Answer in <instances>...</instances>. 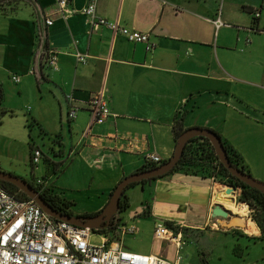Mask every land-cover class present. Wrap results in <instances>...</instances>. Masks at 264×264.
<instances>
[{"label":"crops","instance_id":"obj_1","mask_svg":"<svg viewBox=\"0 0 264 264\" xmlns=\"http://www.w3.org/2000/svg\"><path fill=\"white\" fill-rule=\"evenodd\" d=\"M88 3L70 0L72 12L64 16L56 13L57 0L0 4L1 106L6 112L0 126L5 118L13 127H0V168L52 189L57 184L95 189L101 202L94 209L75 212L73 205L71 210L74 215L101 213L117 184L150 161L148 156L172 157L174 125L182 121L185 128L219 132L243 156L249 172L264 181V0H98V17L149 33L151 49L105 26L93 29L83 12ZM47 18H53L51 25ZM48 50L58 56L56 67L46 63ZM80 54L86 62L78 61ZM14 75L20 76L18 82ZM101 90L112 114L98 123L88 100ZM72 103L80 109L70 119ZM22 124L30 131L28 156L18 147ZM36 147L43 151L38 163L32 161ZM139 184L150 187L154 201L135 209L129 203L106 234L128 250L167 259L176 245V258L168 260L177 264H192L182 255L183 232L230 227L233 218L214 209L219 204L233 213L229 204L238 205L241 196L238 187L231 196L223 188L229 184L201 171H174ZM158 202L183 209L182 217H167L183 236L180 244L159 242L148 229L157 221ZM125 224L137 231L123 232Z\"/></svg>","mask_w":264,"mask_h":264},{"label":"built area","instance_id":"obj_2","mask_svg":"<svg viewBox=\"0 0 264 264\" xmlns=\"http://www.w3.org/2000/svg\"><path fill=\"white\" fill-rule=\"evenodd\" d=\"M56 13L66 15L72 11L69 8L70 0H57ZM98 0H89L83 12L89 17L93 29L105 26L116 34H122L131 42H144L148 49L150 43L149 33L142 32L120 24L111 22L106 18L97 16ZM256 17L260 13L256 12ZM48 25L53 18H47ZM220 22V18L217 20ZM85 55H79L78 61L86 62ZM46 63L56 67L58 56L54 50H48ZM14 81L20 80L19 75L13 76ZM70 101L73 94H68ZM88 108L92 111L94 119L103 123L112 114L106 92L104 90L93 93L88 100ZM80 106L72 103L68 116L73 119ZM43 157L41 148L36 147L32 153V161L38 163ZM148 160L162 161L155 155L148 156ZM44 185L42 180L38 185ZM46 189V186L43 187ZM42 189V190H44ZM117 216L114 224H117ZM123 232L134 234L137 228L134 224L122 226ZM94 233L101 235L102 242L94 243ZM156 236L169 239L180 244L182 234H174L160 222L156 228ZM181 259V258H180ZM0 264H177L157 254H144L124 248L112 240L100 228L79 226L74 223L53 217L43 210L33 199L21 198L0 184Z\"/></svg>","mask_w":264,"mask_h":264},{"label":"rangeland","instance_id":"obj_3","mask_svg":"<svg viewBox=\"0 0 264 264\" xmlns=\"http://www.w3.org/2000/svg\"><path fill=\"white\" fill-rule=\"evenodd\" d=\"M7 1L12 0H0V4ZM3 119L2 126H0L3 128V130L9 131L11 128H13L9 123H7L10 121H6L5 118ZM17 133L21 139L23 138L18 147L25 156H28L30 151V131L28 129H24L22 124L17 128ZM32 135L37 138V131H32ZM44 143L48 145V141L46 139ZM200 164L201 166L192 167V169L213 175L216 182L221 184H229L223 188L229 190L231 196L236 193L235 190L231 188L232 186H236L232 183H229L225 177L220 175V165L216 160H214L212 163L203 162ZM29 170H31L30 166ZM29 179H32V176L29 175ZM70 185L71 184H57L53 188V191L61 193L62 196L67 199H73L75 201V212L94 209L101 202L99 191L95 189L85 191V188H83L82 191L79 190L82 187L76 188L77 190H74ZM38 186H40L41 189H44L42 184ZM45 186L48 188L49 185L46 184ZM126 193L129 196V203L132 209H135L144 201L145 203H147V201L151 203L153 198L150 187L146 186L143 188L142 184L129 187L126 190ZM238 203V205L246 204L249 208V211L243 219L239 213H231L233 217L230 216V218L232 219L237 216L238 222L242 223L244 226L231 223L232 225L229 224L230 227L228 228L220 227L215 229L209 227L204 230L190 229L183 232V244L185 245H183L184 247L182 250V255L186 261L192 264H264V232L262 231V228L259 226L258 222L255 220L256 218L258 221H261L262 224H264V211L260 210L258 206L252 208L249 204L242 202L241 200H239ZM182 212L183 209L179 206H175L174 204H169L166 202H158L157 211L154 214L157 217V221L155 222L154 226L152 223H149L148 229H153L156 231L159 223L164 222L165 226L170 230V232L173 233V228L171 227L170 223L167 222V217H182ZM123 214L124 217H127L126 212ZM142 218L147 220V214L142 215ZM249 222H252L255 225L256 230L251 231L246 227ZM100 229L102 232H104L108 228L102 227ZM258 232V236L251 235V233L254 234ZM176 233L174 232V234ZM157 238L159 242H161V239H163L159 237ZM92 241L94 243L100 244L103 240L100 234L94 233ZM176 256L177 247L176 245H171L168 250V259L174 261Z\"/></svg>","mask_w":264,"mask_h":264},{"label":"water","instance_id":"obj_4","mask_svg":"<svg viewBox=\"0 0 264 264\" xmlns=\"http://www.w3.org/2000/svg\"><path fill=\"white\" fill-rule=\"evenodd\" d=\"M196 136H204L209 138L215 148L219 160L233 175L239 177L244 182L264 192V181L257 179L251 173L245 172L242 169L235 167L230 160L228 151L221 137L214 130L204 127H193L185 130L177 140L174 154L164 163L150 169L134 172L124 177L111 193L110 200L104 207L102 212L95 216L86 217L84 215H66L60 212L59 210L55 209L50 204V202H48L43 197L40 191L28 180L14 175L10 172H6L2 169H0V180H5L18 186L31 199L36 201V203L40 207H42L44 211H46L53 217L74 223L79 226L90 227L92 229L101 228L102 221H107L108 223H110L112 218L117 215V213L119 212L120 200L124 192L132 183L142 182L151 178L155 179L160 176L169 174L177 166L189 140ZM231 188L236 190V187L234 186H232ZM214 214L222 216L224 218H228L231 216V212L227 208L219 204L215 207Z\"/></svg>","mask_w":264,"mask_h":264},{"label":"trees","instance_id":"obj_5","mask_svg":"<svg viewBox=\"0 0 264 264\" xmlns=\"http://www.w3.org/2000/svg\"><path fill=\"white\" fill-rule=\"evenodd\" d=\"M3 100H4V88H3L2 83L0 82V123H1V116L4 113H6L5 110L1 106L3 103ZM187 129H189V128H185L182 121L176 122L174 125V133H175L176 139L178 140L180 135ZM215 132L221 137V139H222V141H223V143H224V145L228 151V154H229V157H230L232 164L235 167H238V168L242 169L243 171L250 173L249 170L247 169L246 165L244 164L243 156L232 145H230L229 142L227 140H225L219 132H217V131H215ZM214 160H216L217 163L220 165V175L222 177H225L229 183H232L233 185H235L236 187L241 189L240 200L242 202H246L252 208L258 206L260 208V210L264 211V192L259 190L256 187L249 185L248 183L241 180L239 177L233 175L224 166V164L219 160V157L215 151V148H214L212 142L207 137L196 136V137L191 138L189 140V142L187 143L185 150L183 152V155H182L181 159L179 160L177 166L171 172H174V171L196 172L197 170L192 169V167H199V166H201L200 163H203V162H211L212 163V162H214ZM165 161L166 160L160 161V162L148 161L138 171L153 168L155 166H158V165L164 163ZM210 176H213V175H210ZM152 179L153 178L147 179V180H144L142 182H147V181L152 180ZM142 182L132 183L129 187L137 185V184L142 183ZM30 183L40 191V193L43 195V197L48 202H50V204L55 209L59 210L60 212L66 214V215H74L72 210H71V207L74 205V202L68 201V200L60 197L58 194L54 193L52 188L48 187V188L42 190L40 188V186H38L32 182H30ZM0 184L2 186H4L5 188H7L8 190H10L14 193H17L21 198L30 199V197L24 191H22L18 186H16L15 184L8 182V181H5V180H0ZM128 207H129V196L127 195V193L125 191L121 200H120L119 211L123 212ZM98 214H100V213L88 214V215H84V216L91 217V216H95ZM255 220L258 222L259 226L262 228V231L264 232V224H262V222L258 221L256 218H255ZM115 227L116 226L112 221V224H110V225H108V227H106L108 229L105 230L104 233L114 229Z\"/></svg>","mask_w":264,"mask_h":264},{"label":"bare ground","instance_id":"obj_6","mask_svg":"<svg viewBox=\"0 0 264 264\" xmlns=\"http://www.w3.org/2000/svg\"><path fill=\"white\" fill-rule=\"evenodd\" d=\"M229 207H230V210L233 212V213H239L241 218L243 219L247 212L249 211V208L246 204H241V205H234V204H229ZM240 220V219H239ZM232 223L233 224H238V225H241V226H244L242 223H239L238 222V217L235 216L232 220ZM246 227L251 230V231H254L256 230L255 228V225L252 223V222H249Z\"/></svg>","mask_w":264,"mask_h":264},{"label":"flooded vegetation","instance_id":"obj_7","mask_svg":"<svg viewBox=\"0 0 264 264\" xmlns=\"http://www.w3.org/2000/svg\"><path fill=\"white\" fill-rule=\"evenodd\" d=\"M112 221H113V223H114V218H112V220H111L110 223H108L107 221H102V223H101V228H102V227H103V228L108 227V225L112 224Z\"/></svg>","mask_w":264,"mask_h":264}]
</instances>
